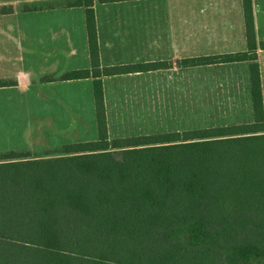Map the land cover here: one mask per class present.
<instances>
[{
	"label": "trees",
	"instance_id": "1",
	"mask_svg": "<svg viewBox=\"0 0 264 264\" xmlns=\"http://www.w3.org/2000/svg\"><path fill=\"white\" fill-rule=\"evenodd\" d=\"M67 5L86 7L91 69L61 79L95 78L99 135L63 144L57 155H0V264H264V101L253 1L243 0L247 51L179 61H249L253 122L114 139L102 76L172 62L102 67L94 0Z\"/></svg>",
	"mask_w": 264,
	"mask_h": 264
},
{
	"label": "crops",
	"instance_id": "2",
	"mask_svg": "<svg viewBox=\"0 0 264 264\" xmlns=\"http://www.w3.org/2000/svg\"><path fill=\"white\" fill-rule=\"evenodd\" d=\"M69 1L0 0V80L6 82L0 86V135H8L7 148L0 150L31 152L23 145L31 126L63 137V143L98 138L95 78L61 79L91 69L86 7ZM252 1L264 101V0ZM94 10L102 67L172 62L102 76L110 139L185 131H158V120L162 112L183 119L193 103L191 90H197L201 111L233 108L239 90H251L249 61L179 64L247 51L243 0H94ZM249 106L251 115L237 124L254 121L252 100ZM92 126L85 139L75 136L77 127L81 136ZM71 132L75 138H65ZM57 144L31 155L51 156L44 152L57 150L62 143Z\"/></svg>",
	"mask_w": 264,
	"mask_h": 264
},
{
	"label": "rangeland",
	"instance_id": "3",
	"mask_svg": "<svg viewBox=\"0 0 264 264\" xmlns=\"http://www.w3.org/2000/svg\"><path fill=\"white\" fill-rule=\"evenodd\" d=\"M191 96H193V103H191V109L188 113L184 112L183 119L180 118L179 121L173 119L171 117V113H175V112H167L168 115L166 117L164 116L166 115V112H162L163 116L159 114L158 131H163V130L166 131V129L172 130L176 128L185 129V130H196V129H204V128H210L220 125H233V124H237L236 121L238 119L245 120L252 113L251 106H249V102L252 100L251 90H239V94L236 96L238 101L237 105L233 106V108H230V106L227 105L228 109H223L220 111H209V109H206V111L198 110V103L196 102V100L198 99L197 90H191ZM178 123L180 124L179 126ZM162 124L164 126H161ZM77 129H78V133L75 136H77V138L79 139H85V137H88L93 131V126L92 128L87 129V133L89 134H81V136H79V131L81 128L77 127ZM75 136L71 132L65 138L73 139L75 138ZM6 140H8V135L1 134L0 148H2L4 145L5 148H7V144L4 142ZM63 141L64 138L59 135H54V134L44 135V131H42L41 128L39 129L36 126H31L28 138L25 137L23 140V145L28 146L29 151L33 152L34 154L40 155V153H42V150L45 149V147L46 148L48 147V144L54 143L53 146H55V144L58 142V144L62 143L60 145L62 146L63 144H66L65 142L63 143ZM3 149L0 150V155L8 152ZM44 153L45 154L52 153L53 155L58 154L52 150H50V152H47L45 150Z\"/></svg>",
	"mask_w": 264,
	"mask_h": 264
}]
</instances>
